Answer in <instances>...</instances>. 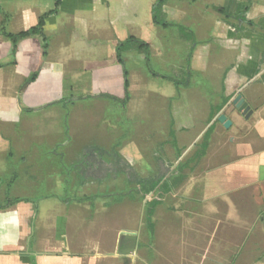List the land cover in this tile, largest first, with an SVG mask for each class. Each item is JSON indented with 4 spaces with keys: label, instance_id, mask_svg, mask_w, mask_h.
<instances>
[{
    "label": "crops",
    "instance_id": "obj_1",
    "mask_svg": "<svg viewBox=\"0 0 264 264\" xmlns=\"http://www.w3.org/2000/svg\"><path fill=\"white\" fill-rule=\"evenodd\" d=\"M157 1L0 0V203L20 200L0 213L19 209L22 217L15 242L0 240V264H264V0H199L210 12L185 27L192 41L198 30L205 35L207 54L214 43L221 45L218 105L233 123L225 128L218 121L215 130L245 137H232L236 143L219 153L209 143L199 177L189 178L179 195L173 188L170 213L178 221L158 218L153 240L126 231L136 233L135 247L122 235L106 251L78 249L68 210L46 202L62 200V179L52 171L57 164L45 153L57 152L52 141L66 133L70 100L124 85L117 45L135 35L133 15L154 25L157 34ZM173 2H164V15ZM45 15L42 34L12 40L10 35L30 30ZM238 94L250 106L248 117L233 104ZM13 223L0 222V235Z\"/></svg>",
    "mask_w": 264,
    "mask_h": 264
},
{
    "label": "rangeland",
    "instance_id": "obj_2",
    "mask_svg": "<svg viewBox=\"0 0 264 264\" xmlns=\"http://www.w3.org/2000/svg\"><path fill=\"white\" fill-rule=\"evenodd\" d=\"M174 1L178 13L170 7L164 15L170 26H159L157 34L154 25L146 27L133 15L130 32L148 41L141 39L149 44V56L138 50L124 52L127 88L124 82L109 92L86 93L76 102L71 99L66 133L51 144L57 146V152L45 153L57 164L52 171L62 179V200L46 202L68 210L75 248L87 250L92 245L96 251H106L125 231L136 232L138 240H153L147 213L157 192H139L128 171L150 177L159 173L162 161L173 169L186 164L184 179L173 187L176 195L189 178L201 174L203 156L197 155L209 126V113L223 96V71L216 55L221 45L214 43L211 55L207 54L204 45L209 41L197 27L196 42L185 38L178 27H191V22L202 20L210 11L199 0ZM128 31L126 27V34ZM159 46L164 47L163 55ZM204 97L205 103L200 100ZM232 137L241 141L245 135L221 127L212 132L209 143L219 153L236 143L231 142ZM93 167L99 176L91 174ZM174 202L172 193L163 197L154 208V222L158 218L168 224L178 221L170 213Z\"/></svg>",
    "mask_w": 264,
    "mask_h": 264
},
{
    "label": "trees",
    "instance_id": "obj_3",
    "mask_svg": "<svg viewBox=\"0 0 264 264\" xmlns=\"http://www.w3.org/2000/svg\"><path fill=\"white\" fill-rule=\"evenodd\" d=\"M165 0H158L156 6L153 8V22L157 25H161L163 27L170 26V23L166 21L164 14H163V4ZM219 11L223 12L222 8L218 9ZM56 11V10H55ZM54 12V11H53ZM45 16H41L39 19V22L36 26L32 27L28 31H22L17 34H12L10 37L13 41L16 42L19 38H22L24 36L30 35V34H42L43 33V27L45 25ZM180 31L182 32V35L189 39L194 40V35L192 33H189V31L186 30L185 27L180 26ZM129 50H138V51H144L146 52V57L149 56V44L141 39H138L137 37L131 35L128 38H126L124 41H121L117 45V58L118 60L124 65V58L123 54L124 52H127ZM125 74V87L127 88L129 82L127 79V70L124 69ZM33 79L35 76L32 77ZM228 100L225 99V101ZM223 105H217L214 107V112L210 113V117L208 119L209 126L205 133V137L203 142L201 143V150L198 153V157H202L205 155L207 148L209 146V139L211 137L212 132L215 130L216 125L218 123V116L222 113ZM176 144V142H174ZM197 157V158H198ZM118 158V156H117ZM186 164L179 165L176 169L171 168L170 166H167L163 161L161 164V168L159 170V173L155 176L150 177H140L137 175L133 170L128 171V173L131 175L134 182H136L139 185V188L137 189L139 192H142L144 195L148 193L157 192V195L154 199L149 201L148 204V213H147V221H148V227L150 228V231L154 230L155 222L153 220V212L154 208L161 203V199L166 196L168 193H170L173 190V187L176 186L179 182H181L184 179V176L182 175V171L184 170ZM96 167V166H94ZM93 167L91 168V174H94L97 176L100 175L98 171ZM129 167V165H128ZM86 172V171H85ZM100 172V171H99ZM102 174V173H101ZM104 174H107L106 172ZM19 199L14 200H8L6 203H0V208H7L11 206L14 203L19 202Z\"/></svg>",
    "mask_w": 264,
    "mask_h": 264
},
{
    "label": "water",
    "instance_id": "obj_4",
    "mask_svg": "<svg viewBox=\"0 0 264 264\" xmlns=\"http://www.w3.org/2000/svg\"><path fill=\"white\" fill-rule=\"evenodd\" d=\"M233 104L235 105V108L238 109L239 112H241L243 115L248 117L251 114V109L248 103L245 101L242 94H238L233 99ZM218 121L223 124L225 128H230L232 126V121L227 117L225 113H221L218 116ZM122 235L126 236L128 239H130L133 242L134 247L137 244V235L133 232H122ZM130 251H126L125 253H129Z\"/></svg>",
    "mask_w": 264,
    "mask_h": 264
},
{
    "label": "clouds",
    "instance_id": "obj_5",
    "mask_svg": "<svg viewBox=\"0 0 264 264\" xmlns=\"http://www.w3.org/2000/svg\"><path fill=\"white\" fill-rule=\"evenodd\" d=\"M11 218L14 220L11 228H8L7 225H4V232L0 235V240L5 244L14 243L17 236L19 235V227L22 223V217L19 209L5 211L0 213V222L8 220Z\"/></svg>",
    "mask_w": 264,
    "mask_h": 264
}]
</instances>
